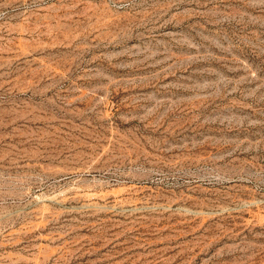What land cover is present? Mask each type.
<instances>
[{
  "label": "rangeland",
  "instance_id": "rangeland-1",
  "mask_svg": "<svg viewBox=\"0 0 264 264\" xmlns=\"http://www.w3.org/2000/svg\"><path fill=\"white\" fill-rule=\"evenodd\" d=\"M0 264H264V0H0Z\"/></svg>",
  "mask_w": 264,
  "mask_h": 264
}]
</instances>
